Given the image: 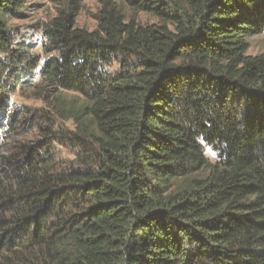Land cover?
<instances>
[{
    "label": "trees",
    "instance_id": "obj_1",
    "mask_svg": "<svg viewBox=\"0 0 264 264\" xmlns=\"http://www.w3.org/2000/svg\"><path fill=\"white\" fill-rule=\"evenodd\" d=\"M98 2L92 31L58 5L40 62L0 0V264H264V0Z\"/></svg>",
    "mask_w": 264,
    "mask_h": 264
},
{
    "label": "rangeland",
    "instance_id": "obj_2",
    "mask_svg": "<svg viewBox=\"0 0 264 264\" xmlns=\"http://www.w3.org/2000/svg\"><path fill=\"white\" fill-rule=\"evenodd\" d=\"M66 0H24L25 16L19 20H8V27L15 38V42H24L32 47L31 54L44 58L42 31L46 24L57 13L58 5ZM69 1V0H68ZM81 10L76 18V26L81 29L92 31L96 28V16L99 10L98 0H80ZM142 25H151L157 23L155 19L145 14L137 16ZM250 47L247 52L250 56L264 54V34L253 37L249 40ZM3 57L0 56V59ZM16 90L14 95L8 97V110L28 109L30 111L44 112L49 116L55 115L52 103L45 102L49 100L48 96L37 94L34 90ZM67 100H72V96H66ZM78 104H80L77 101ZM60 126H66L69 130L73 129L70 122H58ZM1 145L4 140L0 137ZM7 144V142L5 143Z\"/></svg>",
    "mask_w": 264,
    "mask_h": 264
}]
</instances>
